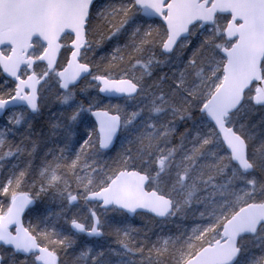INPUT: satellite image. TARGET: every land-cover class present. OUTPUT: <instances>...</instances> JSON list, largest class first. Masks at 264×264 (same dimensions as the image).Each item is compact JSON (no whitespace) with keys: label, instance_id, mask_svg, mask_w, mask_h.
<instances>
[{"label":"snow or ice","instance_id":"6c2138e0","mask_svg":"<svg viewBox=\"0 0 264 264\" xmlns=\"http://www.w3.org/2000/svg\"><path fill=\"white\" fill-rule=\"evenodd\" d=\"M0 264H264V0H0Z\"/></svg>","mask_w":264,"mask_h":264},{"label":"trees","instance_id":"16d2710c","mask_svg":"<svg viewBox=\"0 0 264 264\" xmlns=\"http://www.w3.org/2000/svg\"><path fill=\"white\" fill-rule=\"evenodd\" d=\"M134 223H137V224H139V223H140V221H139V220H136V221H134Z\"/></svg>","mask_w":264,"mask_h":264}]
</instances>
